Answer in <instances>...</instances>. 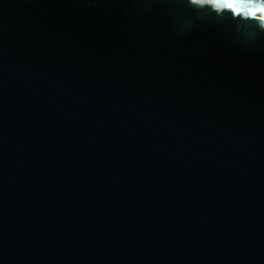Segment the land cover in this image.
<instances>
[{"label":"water","instance_id":"water-1","mask_svg":"<svg viewBox=\"0 0 264 264\" xmlns=\"http://www.w3.org/2000/svg\"><path fill=\"white\" fill-rule=\"evenodd\" d=\"M260 3L0 0V264H264Z\"/></svg>","mask_w":264,"mask_h":264},{"label":"snow or ice","instance_id":"snow-or-ice-1","mask_svg":"<svg viewBox=\"0 0 264 264\" xmlns=\"http://www.w3.org/2000/svg\"><path fill=\"white\" fill-rule=\"evenodd\" d=\"M196 2H200V0H196ZM209 2H212V0H209ZM228 8H232L234 11H236L237 13H239L242 9L237 7L235 4L233 3H227L225 5ZM257 13H261L264 14V3H260V4H252L249 7V14L255 16ZM261 19H264V15L260 16Z\"/></svg>","mask_w":264,"mask_h":264}]
</instances>
